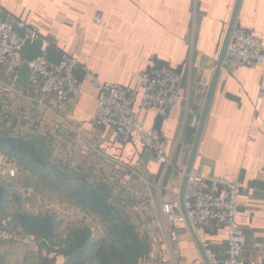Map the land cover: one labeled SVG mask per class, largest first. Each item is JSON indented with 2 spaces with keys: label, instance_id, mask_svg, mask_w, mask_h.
<instances>
[{
  "label": "crops",
  "instance_id": "obj_1",
  "mask_svg": "<svg viewBox=\"0 0 264 264\" xmlns=\"http://www.w3.org/2000/svg\"><path fill=\"white\" fill-rule=\"evenodd\" d=\"M0 3V20H22L52 39L50 62L57 63L63 53L79 59L74 75L82 83L56 118L46 108L53 106L51 95L29 85L27 66L16 80L0 70V146L5 156L12 155L16 169L15 177H0V221L9 220L16 235L13 241H0V264H98L101 220L124 244L136 239L141 264H205L186 224L166 221L159 204L179 201V170L187 166L198 126L192 127L191 120L201 118L236 0ZM97 12L102 13L100 25L93 23ZM235 24L252 28L264 42V0H241ZM37 55V44L24 49L26 60ZM163 64L181 76L178 102L166 120L138 102L134 111L146 128L166 138L164 149L173 151L174 165L167 169L150 150L120 145L112 129L92 121L97 94L85 80L89 71L100 82L133 88L136 73ZM262 82L264 65L221 66L193 163L202 177L237 180L242 187L237 223L245 237L244 264H264ZM21 141L27 146L20 147ZM35 141L48 145L44 162L32 161L41 151ZM17 159L25 163L16 164ZM138 161L140 174L134 176L126 167ZM55 180L66 196L50 192ZM86 228L92 230L89 256L80 253L87 245ZM194 232L217 258L226 257L225 231Z\"/></svg>",
  "mask_w": 264,
  "mask_h": 264
},
{
  "label": "built area",
  "instance_id": "obj_2",
  "mask_svg": "<svg viewBox=\"0 0 264 264\" xmlns=\"http://www.w3.org/2000/svg\"><path fill=\"white\" fill-rule=\"evenodd\" d=\"M3 7L0 3V15ZM93 23H102V13L97 12ZM38 45V55L26 60L24 49L28 45ZM52 39L42 36L37 29L18 19L0 20V70L14 80L20 69L28 68V81L31 88L44 95H51L53 106L46 107L56 118L65 105L81 89L82 83L76 79L74 71L80 66L79 59L63 53L57 63L47 58ZM222 65L244 66L253 68L264 65V42L248 26L235 24L228 43L226 57ZM97 94V106L92 121L102 127L112 129L115 141L120 145H141L152 153L153 159L165 169L173 167V151L165 152L166 138L155 128H146L137 117L134 105L138 102L141 109H155L158 117L166 120L169 110L180 97L181 76L169 65H156L134 75L135 87L100 82L89 71L85 73ZM258 95L264 98V82L259 85ZM198 120L193 117L192 127ZM126 169L134 176H139L141 163L138 161ZM187 177L184 193L186 215L196 231L214 233L225 231L227 255L220 259L215 256L208 242L202 248L209 264H244L241 254L245 237L238 223V200L242 187L237 180L202 177L195 169L186 174V167L179 170ZM0 175L15 177L14 163L6 165L0 157ZM160 215L168 222L185 225V219L178 200L160 202ZM16 238L15 229L10 221H0V241L10 242Z\"/></svg>",
  "mask_w": 264,
  "mask_h": 264
},
{
  "label": "rangeland",
  "instance_id": "obj_3",
  "mask_svg": "<svg viewBox=\"0 0 264 264\" xmlns=\"http://www.w3.org/2000/svg\"><path fill=\"white\" fill-rule=\"evenodd\" d=\"M20 144H21V145H19L20 147H26V145H24L22 143V141ZM34 144L36 146H39L41 151L37 153V156L32 161H35L38 163L44 162V158H45L44 154L46 153V148L48 147V145L44 141H42V142L35 141ZM0 157L5 158L6 165L8 163H14V161H12V157H7L3 154V152H1V147H0ZM26 160H27L26 162L28 163L29 159L26 158ZM16 161H17L16 164L20 163V162L25 163L24 161H21L20 159H17ZM0 177H1V175H0ZM53 183H52L53 185H50V188H51L50 192H52V194L54 196H60V195L66 196V194H64V192H62L63 189H60L58 191V187L56 186V183H58V182L55 180V182H53ZM57 192H59L60 194L59 193L57 194ZM7 221H9V220H7ZM75 221L76 220H73V221L69 220V224L70 223L76 224ZM86 222L91 223L90 219ZM93 222L96 224L98 222V220H95ZM101 222H102V224L97 225V227H99V229H100L99 235H100V240H101V245H102L101 251H102V253L103 252H105V253L102 254V257L100 258V262L104 263V264H111L114 259L119 258V260H118L119 262L115 263V264H141L142 252L139 250L135 251V248L138 247L137 245H135L138 243L136 241V239L135 238L132 239V237H131V239L129 241H127V244H124L123 242H121V241H119L113 237L112 226H108L107 221L101 220ZM85 230L86 231H85V238L84 239H85V242L87 245L85 246L84 251L80 252V253L83 256H89V254L92 253V249H93V244H92V239H91L92 230L88 229V228H86ZM54 239L56 241H54L53 243L58 244L60 239H58V237H56V236L54 237ZM87 241H88V243H87ZM104 244L108 245L107 248H105V249L103 248ZM115 245H117V246H115ZM126 246L128 249H131V251H123L124 247H126ZM120 251H122V252H120ZM127 255H129V256H127Z\"/></svg>",
  "mask_w": 264,
  "mask_h": 264
},
{
  "label": "water",
  "instance_id": "obj_4",
  "mask_svg": "<svg viewBox=\"0 0 264 264\" xmlns=\"http://www.w3.org/2000/svg\"><path fill=\"white\" fill-rule=\"evenodd\" d=\"M240 2H241V0H236V4H235V7L233 9V13H232V16H231V19H230V22H229V26H228L226 35L224 37V40H223V43H222V46H221L217 68H216V71H215V73L213 75L212 81L210 83L208 96H207V99H206L204 107H203L201 118H200V120L198 122L196 136H195L194 143H193L192 148H191L189 160H188V163H187V166H186V174H188L189 171L193 168V163H194V159H195L196 152H197L198 142H199V139H200L203 127H204V122H205L206 116L208 114V111H209L211 103H212L213 94H214V90H215V87H216L217 78H218V75H219V70H220V68L222 66V63H223L225 57H226L228 43L230 41V36H231V32L233 30V27H234V25L236 23V17H237V13H238ZM186 184H187V177L184 176L183 180H182L180 192H179L180 209H181L182 215L184 216L186 227L189 230L191 236L194 238L197 246L199 247V249H200V251L202 253L204 263L205 264H209V262H208V260L206 258V255L204 253V250L202 248V245L200 244V242H199V240H198V238H197V236H196V234L194 232V229H193V227H192V225H191V223H190V221H189V219H188V217L186 215V209H185V205H184V193H185Z\"/></svg>",
  "mask_w": 264,
  "mask_h": 264
},
{
  "label": "trees",
  "instance_id": "obj_5",
  "mask_svg": "<svg viewBox=\"0 0 264 264\" xmlns=\"http://www.w3.org/2000/svg\"><path fill=\"white\" fill-rule=\"evenodd\" d=\"M24 145H26L27 146V144L26 143H24V142H22ZM1 147V146H0ZM10 157H12V155H10ZM83 237L85 238V233H83ZM127 248V246L126 247H124V250L123 251H131V249H128ZM120 252H122V251H120ZM105 252H103V253H101V254H99V255H96L97 256V262H98V264H104V263H101L100 262V258L102 257V254H104ZM126 253V252H125ZM127 256H129V255H127ZM119 258H116V259H114L113 260V262L111 263V264H115V263H118L119 261Z\"/></svg>",
  "mask_w": 264,
  "mask_h": 264
}]
</instances>
